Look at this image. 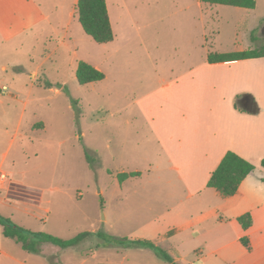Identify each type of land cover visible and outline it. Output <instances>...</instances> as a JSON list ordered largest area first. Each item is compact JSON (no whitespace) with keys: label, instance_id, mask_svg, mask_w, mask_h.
<instances>
[{"label":"rangeland","instance_id":"rangeland-1","mask_svg":"<svg viewBox=\"0 0 264 264\" xmlns=\"http://www.w3.org/2000/svg\"><path fill=\"white\" fill-rule=\"evenodd\" d=\"M76 2L41 0L50 15L48 36L19 38L0 53V90L6 88L0 94V181L7 179L0 183V217L61 240L89 233L65 249L37 241L36 253L7 239L13 253L38 264H133L151 252L112 240L155 241L168 224L182 221L183 209L205 211L224 201L211 189L186 197L136 100L208 53L264 47V0H255L253 10L199 0H106L114 40L103 45L83 32ZM81 62L104 79L79 85ZM120 173L141 175L120 184ZM181 237L155 242L181 264H223L189 252L193 247L186 238L181 245Z\"/></svg>","mask_w":264,"mask_h":264},{"label":"crops","instance_id":"crops-1","mask_svg":"<svg viewBox=\"0 0 264 264\" xmlns=\"http://www.w3.org/2000/svg\"><path fill=\"white\" fill-rule=\"evenodd\" d=\"M46 23L50 26V15L41 0H0V53L8 52L10 47L4 45L19 38L25 41L37 34L47 37ZM259 39L264 41V22ZM60 46H67L64 38ZM209 54L186 73L168 82L159 80L160 87L136 104L149 124V135L159 147L167 171L185 185L187 198L210 189L207 181L228 151L255 169L234 196L222 198L211 189L224 201L205 211L183 209L180 215H186L182 221L176 226L168 224L166 232L154 240L182 234L181 245L186 238L193 247L189 252L196 256L205 255L223 264H264V168L260 165L264 159V57L209 63ZM36 75V70L30 73L31 78ZM247 213L252 224L243 230L237 218ZM243 237L248 248L240 242ZM7 239L0 227V264H38L26 255L13 253ZM135 248L152 255L140 254L133 264L165 262L149 249ZM199 261L196 258L194 263Z\"/></svg>","mask_w":264,"mask_h":264},{"label":"trees","instance_id":"trees-1","mask_svg":"<svg viewBox=\"0 0 264 264\" xmlns=\"http://www.w3.org/2000/svg\"><path fill=\"white\" fill-rule=\"evenodd\" d=\"M205 5H221L233 8L253 10L255 0H199ZM76 13L78 22L83 32L99 45L111 43L114 35L107 12L106 0H77ZM264 57V47L259 50H249L243 52H233L226 54L210 53L207 57L209 63H219L227 61H237L246 59H257ZM104 75L93 66L81 62L76 70V80L79 85H88L102 81ZM264 168V159L260 163ZM255 167L250 162L239 157L237 154L228 151L222 157L221 161L211 173L207 188L214 189L220 197H232L238 191L242 181L254 171ZM140 173H120L117 180L121 184L129 178L139 177ZM238 223L243 230L251 227L252 220L249 213L237 218ZM0 225L3 228V236L12 238L21 244L22 248L28 252L36 253L37 241L47 242L62 249L77 246L83 238L89 235L84 233L70 240H61L47 234H33L22 227L13 225L9 219L0 217ZM34 238L36 241H33ZM114 246L118 247H139L153 251L157 257L170 264H181L175 262L166 252L161 250L158 245L149 240L122 239L112 240ZM241 244L248 248V241L245 237L240 239Z\"/></svg>","mask_w":264,"mask_h":264},{"label":"built area","instance_id":"built-area-1","mask_svg":"<svg viewBox=\"0 0 264 264\" xmlns=\"http://www.w3.org/2000/svg\"><path fill=\"white\" fill-rule=\"evenodd\" d=\"M5 92H6V88L3 87V88L0 90V94L3 95V94H5ZM6 182H7V179H6L5 177H2L0 183L4 184V183H6Z\"/></svg>","mask_w":264,"mask_h":264}]
</instances>
